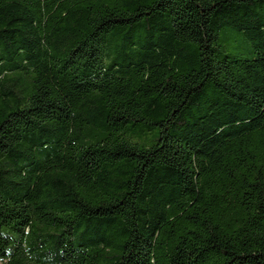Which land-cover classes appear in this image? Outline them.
<instances>
[{"label":"trees","instance_id":"obj_1","mask_svg":"<svg viewBox=\"0 0 264 264\" xmlns=\"http://www.w3.org/2000/svg\"><path fill=\"white\" fill-rule=\"evenodd\" d=\"M0 264H264V0H0Z\"/></svg>","mask_w":264,"mask_h":264}]
</instances>
